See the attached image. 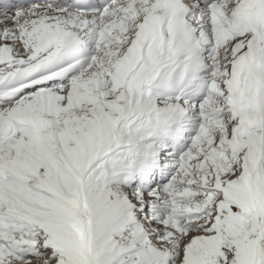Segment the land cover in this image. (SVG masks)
<instances>
[{
    "label": "snow or ice",
    "instance_id": "obj_1",
    "mask_svg": "<svg viewBox=\"0 0 264 264\" xmlns=\"http://www.w3.org/2000/svg\"><path fill=\"white\" fill-rule=\"evenodd\" d=\"M0 264H264V0H0Z\"/></svg>",
    "mask_w": 264,
    "mask_h": 264
}]
</instances>
